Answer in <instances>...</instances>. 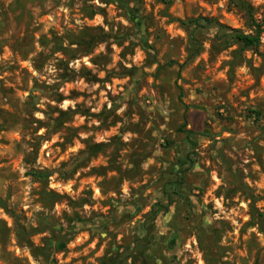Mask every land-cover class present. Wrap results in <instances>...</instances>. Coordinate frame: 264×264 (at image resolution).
Masks as SVG:
<instances>
[{
  "label": "rangeland",
  "instance_id": "rangeland-1",
  "mask_svg": "<svg viewBox=\"0 0 264 264\" xmlns=\"http://www.w3.org/2000/svg\"><path fill=\"white\" fill-rule=\"evenodd\" d=\"M0 264H264V0H0Z\"/></svg>",
  "mask_w": 264,
  "mask_h": 264
},
{
  "label": "trees",
  "instance_id": "trees-1",
  "mask_svg": "<svg viewBox=\"0 0 264 264\" xmlns=\"http://www.w3.org/2000/svg\"><path fill=\"white\" fill-rule=\"evenodd\" d=\"M198 21L199 20H197V23ZM200 21H203V22L205 21L206 24H210V25L213 23V22L206 21V20H200ZM260 32H261L260 26H256L254 35H250V34L243 35L235 31L233 34V38L242 46V48L255 50L258 48V45L260 43ZM170 206H171L170 201L166 204V206H163L160 203L154 204L148 214V218L149 219L155 218L159 213L166 212L170 208Z\"/></svg>",
  "mask_w": 264,
  "mask_h": 264
}]
</instances>
